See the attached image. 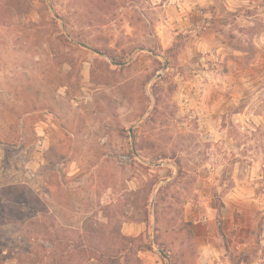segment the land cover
<instances>
[{
    "label": "rangeland",
    "instance_id": "obj_1",
    "mask_svg": "<svg viewBox=\"0 0 264 264\" xmlns=\"http://www.w3.org/2000/svg\"><path fill=\"white\" fill-rule=\"evenodd\" d=\"M0 264H264V0H0Z\"/></svg>",
    "mask_w": 264,
    "mask_h": 264
}]
</instances>
